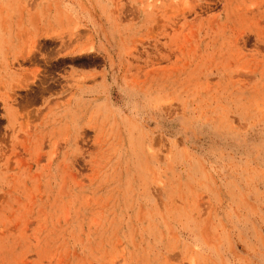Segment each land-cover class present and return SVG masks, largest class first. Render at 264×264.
Returning a JSON list of instances; mask_svg holds the SVG:
<instances>
[{"label": "rangeland", "instance_id": "obj_1", "mask_svg": "<svg viewBox=\"0 0 264 264\" xmlns=\"http://www.w3.org/2000/svg\"><path fill=\"white\" fill-rule=\"evenodd\" d=\"M0 264H264V0H0Z\"/></svg>", "mask_w": 264, "mask_h": 264}]
</instances>
